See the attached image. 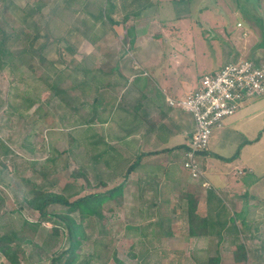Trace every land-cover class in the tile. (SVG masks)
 Masks as SVG:
<instances>
[{"label":"rangeland","instance_id":"374dc122","mask_svg":"<svg viewBox=\"0 0 264 264\" xmlns=\"http://www.w3.org/2000/svg\"><path fill=\"white\" fill-rule=\"evenodd\" d=\"M65 1L0 0V42L11 54L0 66V233L15 232L22 251L19 264H49L52 254L64 245L62 235L51 236L52 223L41 220L26 205L35 188L61 194L70 202L91 193L102 195L97 206L100 217L88 212L70 214L84 231L80 251L90 256L88 264H214L209 259L216 247L230 255L237 244L244 247L240 264H264V138L259 151L249 155L250 173L233 177L231 170L239 169L240 162L227 161H233L225 167L231 185L241 184L229 188L234 193L229 196L216 184L207 190L205 203L213 218L209 232L220 245L186 241L187 208L177 203L174 208L162 205L168 198H151L146 187L136 192L121 182L119 168L96 160L104 148L99 131L111 100L102 98L103 79L94 71H98L99 53L117 60L113 48L130 47L125 21L112 15L116 19L112 25L94 24L91 14L96 6H104L103 0H72L69 5ZM152 14L151 26L159 33L151 28L145 36L147 56L158 47L185 44L200 49L214 40L222 55L225 47L239 49L247 42V49L238 53L241 59L250 58L251 47L264 50V0L163 1ZM159 23L164 25L162 32ZM196 32H204V43ZM46 43L51 44L40 62L38 48ZM84 69L93 71L94 79L82 91L81 82L91 79ZM105 95H112L109 89L105 88ZM239 108L258 117L255 134L264 129V95L243 101ZM237 139L239 144L244 141ZM75 170L84 178L72 177ZM121 183V196L104 197ZM47 212L65 213L66 208L52 205ZM24 222L34 226L24 230ZM220 229L223 233L217 237ZM229 230L236 231L237 237L224 235ZM168 231L176 236L167 237ZM0 264L9 263L0 255Z\"/></svg>","mask_w":264,"mask_h":264},{"label":"crops","instance_id":"0c3cea01","mask_svg":"<svg viewBox=\"0 0 264 264\" xmlns=\"http://www.w3.org/2000/svg\"><path fill=\"white\" fill-rule=\"evenodd\" d=\"M105 1L114 6L111 18L116 21L112 15H120L121 20L125 21L123 26L130 37L131 45L125 50L119 46L113 48L115 51L112 53L114 56L118 55L117 60L114 57L111 60V55L105 52L99 53L102 56L97 69L100 71L99 77L103 79L102 98L110 96L108 100H111L107 119L102 121L99 131L104 144L103 150L112 151L111 165L120 169L121 182L131 185V189L137 192L146 187L152 193L151 198H168L167 201H162V205L168 208H174L175 203L187 208L189 201L197 199L195 213L203 218L210 213L205 198L211 185L216 184L229 196L234 193L229 188L241 185H231L232 180L228 179L225 167L230 166L233 161L227 162L226 159H231L238 151L234 160L239 161L241 166L231 170V175L242 177L243 174L250 173L253 165L248 161L249 155L259 151L264 129L255 134L253 128L260 125L258 117L247 111L242 112L239 108L233 116L225 119L220 127L213 130L207 148L199 156L201 176L193 178L183 169L182 164L194 130V122L189 113L169 106L166 97L184 98L197 88L203 75L214 73L222 66L241 59L240 54L247 49V42L242 43L239 49L233 45L225 47L223 55L221 46L214 40L209 43V47L203 46L200 49L194 46L189 48L185 44L165 49L158 47L147 56L144 54V47L147 45L144 38L152 28V10L160 2L179 0H103V5ZM135 4L138 9H135ZM162 25L160 24V30L164 29ZM198 34L204 43V36L202 37L201 32H196ZM244 34L242 37H245ZM164 50H167L166 55ZM248 52L250 60L264 56L262 48L251 47ZM105 88L112 95H105ZM104 124L108 127L105 128ZM237 136L244 141L239 144ZM103 159L109 160L110 155H105ZM240 171L243 174H239ZM137 183L141 185L136 187ZM254 183L255 181L251 186ZM242 186L245 188V185ZM184 219L186 241L196 239L201 244L212 242L215 246L220 245L213 236L190 237L187 219ZM166 235L171 238L176 233L168 231ZM227 246L225 243L223 247ZM213 254L214 257L210 259L214 260V264L242 262V257L236 250L231 251L230 255H223L224 252L216 247Z\"/></svg>","mask_w":264,"mask_h":264},{"label":"trees","instance_id":"16d2710c","mask_svg":"<svg viewBox=\"0 0 264 264\" xmlns=\"http://www.w3.org/2000/svg\"><path fill=\"white\" fill-rule=\"evenodd\" d=\"M72 0H66L65 4L69 5ZM181 1V0H179ZM93 4H97L96 2H92ZM99 5V4H98ZM114 8L113 5L109 4V2L105 1L104 6H96L95 14H91L93 18V23H108L109 25H112L115 23V21L111 18L112 9ZM55 16H57L55 14ZM36 36L34 37V39ZM51 43H46L38 48V54L40 56V62H44V56L43 51L49 47ZM23 52V51H22ZM7 55H11L9 51H7L3 45L2 42H0V66L3 65L5 61V57ZM11 61V60H10ZM98 70V69H97ZM99 73L100 71H94ZM84 75L90 76V82L82 81L81 82V88L82 91L85 89H89L91 85V80L94 79V77L91 76L93 71H89L87 69H84ZM96 90L98 88H95ZM57 96V95H56ZM98 100V99H97ZM26 102V101H25ZM77 110V108H75ZM93 111V109H92ZM109 154L110 159L105 160L103 157L105 155ZM112 151L111 150H99L96 155V160H103L105 165H109L113 162L111 159ZM238 156V151L231 157V159H226L227 161L233 160ZM110 162V163H109ZM129 172V168L126 171V175ZM72 177L78 178L83 177L79 170H75L71 173ZM122 186L119 184L116 187L111 188L109 191H107L104 195V197L108 198H115L119 197L123 194ZM32 195L29 199L26 200V205L29 209L35 211L40 216L41 220H48L51 225V231L50 234L52 237H59L60 235L63 236V248L60 252H55L52 254L50 259L48 260L46 257V260L49 261V264H88L90 260V256H83L81 254V246L82 242L85 239L84 231L82 230V227L80 223H77L73 216H71V213L75 212H88L91 214L96 215L97 217H100L99 213V203L101 202V194H87L84 195L78 199H75L74 201H69V199L65 198L61 194L53 193L50 191H47L45 189L35 188L31 191ZM209 195V193H207ZM208 199V198H207ZM196 204L197 199H194L193 201H190V203L187 204V211H186V219H187V225H188V234L190 237H209V236H215L214 234L210 233L209 228V220H212L213 218L208 213L205 217L201 218L198 215H196ZM52 205H59L64 208H66L65 213H49L47 212L48 207ZM208 206V205H207ZM35 225H39L40 221L34 223ZM24 225V226H23ZM22 228L24 229L27 226L33 227L34 225H29L28 223H23ZM222 229V228H221ZM219 230L217 237L223 233V231ZM25 230V229H24ZM168 233V232H167ZM166 233V234H167ZM224 235L232 236L234 238L237 237V232L234 230L226 231ZM256 239V238H253ZM15 238V232L2 234L0 233V255L9 263V264H19V254H22L21 248H19V244L16 243ZM220 243V242H219ZM243 245L237 244L236 245V251L241 255L243 253ZM264 254V251H263ZM37 257H40V254H36ZM21 260V259H20ZM42 261V260H40ZM117 261V260H116ZM210 262L213 263L214 260L209 259Z\"/></svg>","mask_w":264,"mask_h":264},{"label":"built area","instance_id":"2783aa9c","mask_svg":"<svg viewBox=\"0 0 264 264\" xmlns=\"http://www.w3.org/2000/svg\"><path fill=\"white\" fill-rule=\"evenodd\" d=\"M263 95L264 56H261L254 60L238 59L203 75L197 88L184 98L166 97L169 106L189 113L194 122L182 164L191 177L201 176L199 156L207 148L213 130L233 116L243 101Z\"/></svg>","mask_w":264,"mask_h":264}]
</instances>
